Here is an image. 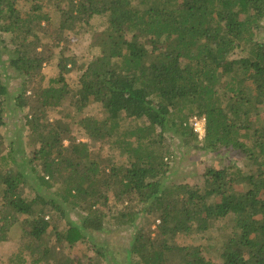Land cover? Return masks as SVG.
Masks as SVG:
<instances>
[{
    "label": "trees",
    "instance_id": "obj_1",
    "mask_svg": "<svg viewBox=\"0 0 264 264\" xmlns=\"http://www.w3.org/2000/svg\"><path fill=\"white\" fill-rule=\"evenodd\" d=\"M19 1L0 0V32L16 44L10 65L27 79L41 77L52 55L39 31L47 32L42 23L52 17L40 6L23 13ZM47 4L61 15L54 45L96 16L107 26L93 43L100 53L87 64L63 52L59 85L35 88V105L23 86L18 103L30 106L26 124L40 144L28 159L5 150L9 88L0 73V243L17 227L27 238L12 264H76L64 243L99 245L95 234L105 231L108 211L120 226L137 229L119 264H264V0ZM76 70L79 86L71 89L66 75ZM65 101L75 114L43 121ZM91 102L106 116L82 115ZM194 115L206 117L202 138L190 123ZM130 118L137 124L125 126ZM74 122L91 143H108L125 161L97 159L91 144L72 134ZM169 129L182 147L216 157L201 183L168 181L172 152L161 136ZM145 214L156 231L150 222L149 231L138 227ZM220 226L229 229L216 249L221 263L204 243L178 241Z\"/></svg>",
    "mask_w": 264,
    "mask_h": 264
},
{
    "label": "rangeland",
    "instance_id": "obj_2",
    "mask_svg": "<svg viewBox=\"0 0 264 264\" xmlns=\"http://www.w3.org/2000/svg\"><path fill=\"white\" fill-rule=\"evenodd\" d=\"M47 2L48 0H20L18 5L23 13H26V11H33L40 6L43 10L48 11L52 17L51 23L47 24L45 21L42 23L47 27V32L39 31V36L43 38V44H46V48H50L49 53L52 55L51 59L44 65L41 77L27 79L26 76L18 73L14 67L10 65L8 58L10 57V53L15 49L16 44L11 42L10 34L0 32V73L9 88V94L5 98L7 116L5 150H8L10 147L15 148V153L19 156L21 155L22 160L24 157L28 159L33 154V151L40 145L36 143L35 135L26 124L27 116L32 113L30 106L23 108L18 103V96L21 94L23 86L25 84L27 86V96H30L28 102L31 104L34 103L33 105H35L34 97L32 96L35 92V88L45 87L51 83L59 85L57 79L60 75V68L58 65L63 52L66 56L75 55L78 66L81 67L87 64L94 56L100 53V49L94 47L93 43L97 35L103 32L107 26L105 17L96 16L90 21L89 25L81 24L75 30H65L63 35L64 38L60 45H54L56 40V29L61 15L59 11L52 9L51 5H48ZM259 32L260 38L264 40V21L263 27ZM40 48H44V45ZM236 55H242L241 51L238 50ZM81 73L82 71L76 70L66 75V80L71 89L78 88ZM65 102L66 103L63 105L49 108V110L45 112V119L43 121H54L65 118L68 114H75L76 111L74 108L71 107L67 101ZM82 115L103 118L106 116V111L100 103L91 102L83 110ZM137 122L138 121L130 118L124 122V125H135ZM72 129V134L78 140L86 141L91 144L90 149L97 153V159H112L116 162L125 161V157L121 152L113 149L108 143H91L92 141L88 138L85 131L82 130L76 122L73 123ZM161 137L164 138L165 146L172 152L171 157L168 159L171 167L168 171V181L180 182L182 180H187L191 183H201L204 179L202 172L206 165L213 163L214 154L209 151L203 152L198 149H191L190 147H182V144L180 145V142H182L180 135L172 129L163 132ZM235 157H238L237 153ZM245 162L246 161L242 159L240 162L241 166L244 167ZM244 169L247 168L245 167ZM111 202L112 201H110V203ZM122 205V203H119L118 208L121 209ZM108 217L105 231L95 234L96 242L99 243V245H95L93 241L90 240L80 242L74 246H70L65 242L62 250L64 254L69 255L76 264L122 263L126 258V251L132 241L133 233H136L137 229L130 225L120 226L110 218L109 211ZM151 220L152 219L146 214L141 215L138 219V227H145L146 230L149 231L148 224ZM150 223L153 224L152 229L155 230L156 224ZM63 225L64 222L61 221L59 227L62 228ZM228 230V228H222V226L213 227L209 230L207 236L200 237V239H198L196 234H183L178 238V241L184 245L204 243V250L211 256V259L217 263H221V259L216 255V249L221 247L222 241ZM26 240L27 238L23 235L21 228L17 227L10 240L0 243V264H12L13 259L17 261ZM99 249L103 252L108 249L109 253L104 255L98 252ZM50 264H55V261H51Z\"/></svg>",
    "mask_w": 264,
    "mask_h": 264
},
{
    "label": "built area",
    "instance_id": "obj_3",
    "mask_svg": "<svg viewBox=\"0 0 264 264\" xmlns=\"http://www.w3.org/2000/svg\"><path fill=\"white\" fill-rule=\"evenodd\" d=\"M190 123L194 130L199 133L202 138L206 132L207 120L205 116L194 115L190 118Z\"/></svg>",
    "mask_w": 264,
    "mask_h": 264
}]
</instances>
